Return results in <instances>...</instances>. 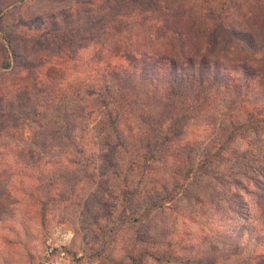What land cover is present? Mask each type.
<instances>
[{"label": "trees", "instance_id": "1", "mask_svg": "<svg viewBox=\"0 0 264 264\" xmlns=\"http://www.w3.org/2000/svg\"><path fill=\"white\" fill-rule=\"evenodd\" d=\"M35 2L0 0V184L44 228L53 207H81L96 187L90 225L110 264H264L249 198L264 203V165L254 156L244 170L234 149L264 126V102L245 103V122L221 128L195 163L176 155L188 125L217 120L228 89L264 88V0L249 27L200 0H76L39 14ZM205 175L214 183L181 193ZM157 212L211 239L175 242ZM128 216L138 227L121 231ZM22 261L43 264L30 251Z\"/></svg>", "mask_w": 264, "mask_h": 264}, {"label": "rangeland", "instance_id": "2", "mask_svg": "<svg viewBox=\"0 0 264 264\" xmlns=\"http://www.w3.org/2000/svg\"><path fill=\"white\" fill-rule=\"evenodd\" d=\"M74 1L76 0H36L35 3H28V6L32 8L33 13L39 14L57 11L71 5ZM200 1L203 6L213 8L216 14H219L232 25H238L237 21H239L243 27H249L250 23L256 24L258 18L252 17L250 19L249 17L252 16L250 14L254 13L258 7L257 2L263 0ZM263 91L264 88L260 89L258 86L253 87L251 91L239 87L228 89L219 102L221 114H219L216 121L210 119V121L206 120L205 122L201 121L188 125L187 134L185 135L187 136L186 140L177 149L176 155L178 158L181 157L185 165L187 162L190 164L191 162L195 163L202 152L207 149L204 146L209 145L210 141H214L216 138L218 140V135L222 133L221 128H226L231 121L242 124L245 122L246 114L252 111L251 106L247 107L245 103L249 102L248 105H254L264 102ZM256 116L257 114H255ZM208 123H211V125L206 126ZM262 124L264 123L262 122ZM195 138L197 140H195L194 145L185 144L188 139L193 140ZM242 138L243 140L236 142L234 149L235 152L244 153L246 156L244 170L249 169L246 164H254L255 161L252 160L254 156H257L264 165V126L260 125L257 131H253L251 135H243ZM187 157L190 158L185 161ZM213 183L214 180L211 176L197 177L188 186L181 187V193L183 194L186 190L196 191L198 188ZM94 188L96 187L83 194L81 207L65 204L53 207L47 221L48 226L44 228L40 225L35 208L29 203L23 202L21 196L7 187L5 183L0 184V264H19L20 261L23 264L22 260L25 258L27 251L32 252L35 256L42 257L43 264H110L108 257L103 254H96V250L101 249L102 244H97L94 237L97 230L90 225L88 211L89 208L96 211L98 209L97 205L93 203L92 193L95 191ZM249 198L251 201V220L264 230V203H259L253 195ZM221 204L225 209V203ZM195 210H201V208L196 206ZM155 215L156 218L161 220L162 226L164 225L173 233L174 237L172 239L175 242L186 236L187 232H190L191 235H187L189 239L185 241V244L198 246L211 239L209 233L196 224L183 222L184 220L181 218L171 217L168 212H157ZM130 217L128 216L119 224L121 231L129 230L130 226L138 227V224L132 225L133 222ZM238 220H241V218ZM74 226L78 229L77 232L74 230ZM109 244L106 250L115 245L112 239ZM102 250H104V247ZM170 252L168 251V253ZM179 252L189 253L187 250H179L178 248L172 250L173 254Z\"/></svg>", "mask_w": 264, "mask_h": 264}]
</instances>
